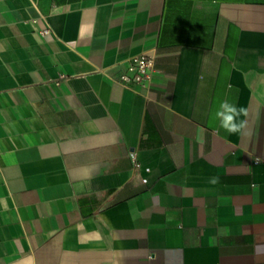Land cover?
Returning a JSON list of instances; mask_svg holds the SVG:
<instances>
[{
    "label": "crops",
    "instance_id": "1",
    "mask_svg": "<svg viewBox=\"0 0 264 264\" xmlns=\"http://www.w3.org/2000/svg\"><path fill=\"white\" fill-rule=\"evenodd\" d=\"M0 264H264V0H0Z\"/></svg>",
    "mask_w": 264,
    "mask_h": 264
},
{
    "label": "built area",
    "instance_id": "2",
    "mask_svg": "<svg viewBox=\"0 0 264 264\" xmlns=\"http://www.w3.org/2000/svg\"><path fill=\"white\" fill-rule=\"evenodd\" d=\"M154 65V57L148 53L132 57L127 66V71L120 76V82L123 85H137L146 89L151 85L155 71Z\"/></svg>",
    "mask_w": 264,
    "mask_h": 264
},
{
    "label": "clouds",
    "instance_id": "3",
    "mask_svg": "<svg viewBox=\"0 0 264 264\" xmlns=\"http://www.w3.org/2000/svg\"><path fill=\"white\" fill-rule=\"evenodd\" d=\"M220 109L215 113L217 118H220V127L229 133H236L243 126V122L237 124L236 117L246 115L244 108H237L235 105L229 104L227 101H222Z\"/></svg>",
    "mask_w": 264,
    "mask_h": 264
}]
</instances>
